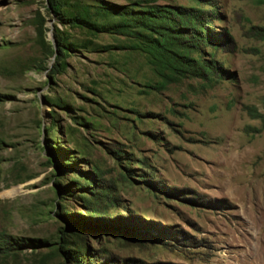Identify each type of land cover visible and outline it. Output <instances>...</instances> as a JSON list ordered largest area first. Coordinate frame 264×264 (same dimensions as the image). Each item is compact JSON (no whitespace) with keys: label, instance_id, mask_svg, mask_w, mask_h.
<instances>
[{"label":"rangeland","instance_id":"obj_1","mask_svg":"<svg viewBox=\"0 0 264 264\" xmlns=\"http://www.w3.org/2000/svg\"><path fill=\"white\" fill-rule=\"evenodd\" d=\"M132 3L192 9L214 70L168 78L68 21ZM263 243L264 0H0V264H264Z\"/></svg>","mask_w":264,"mask_h":264},{"label":"trees","instance_id":"obj_2","mask_svg":"<svg viewBox=\"0 0 264 264\" xmlns=\"http://www.w3.org/2000/svg\"><path fill=\"white\" fill-rule=\"evenodd\" d=\"M56 6L52 7L54 12ZM197 18L192 9L132 3L130 7L85 5L68 21L94 32L120 34L133 39V48L145 52L151 64L168 69L171 75L168 78L175 79L184 74L203 78L214 70L207 61L190 56V52L198 48L199 41H204ZM99 19L103 21L99 22ZM189 21L196 24L191 25ZM60 49L58 46V51Z\"/></svg>","mask_w":264,"mask_h":264},{"label":"bare ground","instance_id":"obj_3","mask_svg":"<svg viewBox=\"0 0 264 264\" xmlns=\"http://www.w3.org/2000/svg\"><path fill=\"white\" fill-rule=\"evenodd\" d=\"M260 254H261V256L264 255V248L261 249V253Z\"/></svg>","mask_w":264,"mask_h":264}]
</instances>
